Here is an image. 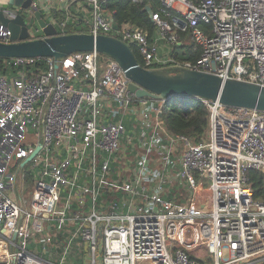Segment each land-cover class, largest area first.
Wrapping results in <instances>:
<instances>
[{"label": "built area", "instance_id": "1", "mask_svg": "<svg viewBox=\"0 0 264 264\" xmlns=\"http://www.w3.org/2000/svg\"><path fill=\"white\" fill-rule=\"evenodd\" d=\"M148 1L152 37L115 22L108 0H0V11L10 21L23 9L43 14L42 29L52 23L58 34L86 22L87 33L137 44L147 69L264 86V0ZM26 23L29 39L44 36ZM0 41L11 42L2 23ZM192 43L197 59L177 56ZM9 59L13 70H0V264H264V197L248 176L264 174V111L200 98L208 127L194 141L162 123L160 100L130 94L111 56L76 52L36 69L39 58Z\"/></svg>", "mask_w": 264, "mask_h": 264}, {"label": "water", "instance_id": "2", "mask_svg": "<svg viewBox=\"0 0 264 264\" xmlns=\"http://www.w3.org/2000/svg\"><path fill=\"white\" fill-rule=\"evenodd\" d=\"M7 1L23 8H28L32 2L1 0ZM146 9L152 16L151 7L146 6ZM0 23L7 26L11 33V42L0 41V58H54L58 61L72 53L97 50L118 61L130 80L128 89L131 95L135 93L137 97L147 96L156 100L192 96L264 111V86L260 84L234 78L223 79L216 74L191 69H147L138 62L129 44L104 34H58L56 26L48 23L43 28L42 38L29 39V28L22 15L10 21L0 11ZM37 152L38 149L26 162H30Z\"/></svg>", "mask_w": 264, "mask_h": 264}, {"label": "trees", "instance_id": "3", "mask_svg": "<svg viewBox=\"0 0 264 264\" xmlns=\"http://www.w3.org/2000/svg\"><path fill=\"white\" fill-rule=\"evenodd\" d=\"M148 0L144 3H135L132 0H108V7L114 10L113 17L118 24L124 22H131L134 25L148 31L149 35L155 36L157 29L146 9ZM158 6L155 2L153 7ZM43 15V14H40ZM69 23L65 29V33H87L90 31L89 25L86 22H76V25ZM137 60L140 64L144 65L142 56L137 44H130ZM185 51H175L177 56L183 59L195 60L200 56V50L195 49L194 44L187 46ZM48 58H39L36 65L31 67L43 68L46 65ZM9 58H0V70L8 72L13 70L10 66L5 65V61H10ZM160 100L158 106L161 108V121L162 123L174 133H182L188 135L194 141H199L201 136L205 133L208 127L209 110L204 102L198 97L187 96H174L166 99L164 102ZM250 178V186L254 189L255 197H264V174L259 170H250L248 172Z\"/></svg>", "mask_w": 264, "mask_h": 264}, {"label": "rangeland", "instance_id": "4", "mask_svg": "<svg viewBox=\"0 0 264 264\" xmlns=\"http://www.w3.org/2000/svg\"><path fill=\"white\" fill-rule=\"evenodd\" d=\"M74 10V9H73ZM21 13L23 17L26 19L27 22L31 24V30L33 32L34 36H43V29L42 26L46 23V18L40 15V13L37 14V18H34L32 15L28 14L25 9L21 10ZM89 15V13H87ZM39 19V20H38ZM207 184H205L204 188L206 189ZM33 190V182L31 180H28L24 183L23 189H22V195L26 200H30L31 193Z\"/></svg>", "mask_w": 264, "mask_h": 264}]
</instances>
